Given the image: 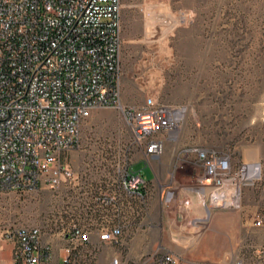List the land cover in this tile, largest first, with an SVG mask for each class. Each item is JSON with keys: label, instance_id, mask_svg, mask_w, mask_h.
<instances>
[{"label": "built area", "instance_id": "2783aa9c", "mask_svg": "<svg viewBox=\"0 0 264 264\" xmlns=\"http://www.w3.org/2000/svg\"><path fill=\"white\" fill-rule=\"evenodd\" d=\"M120 30V0H0V192L46 187L66 206L54 220L60 230L52 234L34 225L4 233L11 245L10 264H49L51 246L43 242L44 234L66 242L61 264H93L91 234L102 243L120 242L125 225L119 218L121 201L130 199L146 209L153 180L141 170L125 165L113 174L82 173L69 160L82 121L94 109L119 102ZM174 110L149 103L125 113L147 158L163 153L165 140L159 134L174 138ZM185 152L195 156L210 181L207 203L212 207L238 208L243 188L258 185L253 223L264 233L261 164L241 162L234 168L227 154L215 150L193 146ZM81 182L90 185L88 198L72 205L66 199L71 192L62 190ZM106 205L118 220L108 215L109 223L102 222L98 212ZM149 261L177 264L174 256L159 252L143 263ZM111 264L123 262L114 258Z\"/></svg>", "mask_w": 264, "mask_h": 264}, {"label": "rangeland", "instance_id": "374dc122", "mask_svg": "<svg viewBox=\"0 0 264 264\" xmlns=\"http://www.w3.org/2000/svg\"><path fill=\"white\" fill-rule=\"evenodd\" d=\"M120 26L119 102L82 121L69 157L75 171L113 174L128 165L150 181L151 165L158 175L196 187V158L185 152L193 146L227 154L234 168L242 155L247 164L258 162L257 148L264 153V0H120ZM149 103L183 112L173 139L158 135L163 153L147 158L125 113ZM65 207L46 187L0 192V242L22 225L47 234L60 230L54 220ZM93 246L92 263L111 264L114 244ZM146 257L138 264L155 263H143Z\"/></svg>", "mask_w": 264, "mask_h": 264}, {"label": "crops", "instance_id": "0c3cea01", "mask_svg": "<svg viewBox=\"0 0 264 264\" xmlns=\"http://www.w3.org/2000/svg\"><path fill=\"white\" fill-rule=\"evenodd\" d=\"M256 158L262 162L264 153L261 148H257L254 161ZM150 167L154 174L152 180L156 179L160 183L152 186L145 210L130 199L121 201L119 206L122 216L119 218L125 221V225L120 242L112 247L113 258L123 264H138L145 256L159 252L174 256L177 264H264V233L253 223L258 197L257 184L255 187L247 184L243 188L238 208L220 209L207 203L210 181L197 160L196 187H183L175 176L168 179ZM88 186L86 182H81L62 191L71 192L66 199L73 205L78 203L77 200L88 198L85 193ZM167 190L170 194L165 200ZM98 213L103 223H109L108 215L112 216V221L117 218L115 211L107 205L101 207ZM90 240L92 243L100 242L94 233ZM43 242H50L49 264H61L66 256V242L45 234ZM117 245L120 246L119 250ZM122 247L125 252L121 250ZM103 256L100 258L102 262L108 255ZM10 262L11 245L2 241L0 264Z\"/></svg>", "mask_w": 264, "mask_h": 264}, {"label": "bare ground", "instance_id": "6f19581e", "mask_svg": "<svg viewBox=\"0 0 264 264\" xmlns=\"http://www.w3.org/2000/svg\"><path fill=\"white\" fill-rule=\"evenodd\" d=\"M182 112H183V110H181V109L174 110V111H173V115L176 116V117H178V116H181V113H182Z\"/></svg>", "mask_w": 264, "mask_h": 264}]
</instances>
